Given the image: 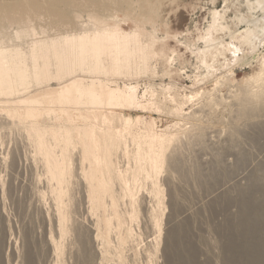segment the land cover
Returning <instances> with one entry per match:
<instances>
[{"label":"rangeland","instance_id":"1","mask_svg":"<svg viewBox=\"0 0 264 264\" xmlns=\"http://www.w3.org/2000/svg\"><path fill=\"white\" fill-rule=\"evenodd\" d=\"M0 51L27 71L13 97H0V195L20 250L29 230L43 247L61 211L69 230L77 221L96 234L95 264H249L239 245L253 227L240 215L264 202V131L253 127L264 121L255 101L264 0H0ZM92 82L101 93H135L136 104L25 103ZM246 94L256 121L240 116ZM83 128L95 135L110 193L100 207ZM56 159L66 165L62 186ZM72 230L61 264H80L65 252Z\"/></svg>","mask_w":264,"mask_h":264},{"label":"bare ground","instance_id":"2","mask_svg":"<svg viewBox=\"0 0 264 264\" xmlns=\"http://www.w3.org/2000/svg\"><path fill=\"white\" fill-rule=\"evenodd\" d=\"M16 24H17V22H16ZM26 72L27 71H26L25 67H23L21 65H19L17 68L13 67V62L11 61V57L9 56V53H7L6 51H0V97H7V98L13 97L14 94H16L17 88L19 86L18 85V79L21 80L20 84L22 86H24L26 84L25 83V80L27 78ZM263 84H261V85H263ZM262 87H263V89H262ZM262 87H261L262 90H260L262 93H260V91L257 92V94H259V95H257L258 97H257V100H255V101H259V102H261V104L262 103L264 104V85ZM130 89H132V88H130ZM57 90L58 91L54 97L46 94L40 100H31V101L25 102V103H30V104L31 103H33V104H40L41 103L42 104V103H44V101H46V103H49V104L73 105V106L79 105V106H84V107L88 105V106L95 107V108L96 107H109V108L114 109L115 107H120V106H124V105H129V104H132V106H133V103L136 100V95H134L135 93H132V94L130 92L126 93V91L122 92V90L120 91L119 89L112 90L110 88V89H106L105 92L103 91V93H101V91L98 92L97 91L98 89H96L95 83H93V82L90 85L83 84L82 87H78L76 84L69 83L66 85L59 86L57 88ZM254 92H255V90H254ZM243 94L244 93H242V95ZM246 95H248V94H246ZM243 100H244V104H243L242 108L240 109V116L245 117L249 120L255 119V117L258 115V111H259L258 110L257 112H255V105L254 104H256L257 102L253 104L249 95ZM135 104H136V102H135ZM30 112H31V110H30ZM36 116H38V115L36 114ZM257 118H259L258 121H259L260 125L259 124L258 125L253 124L254 125L253 127L254 128L256 127V129L261 128V129H263L262 131H264V121L260 122V120H262V119H260V117H257ZM87 119H88V117H87ZM255 121H256V119H255ZM35 126H38V125L35 124ZM41 129L42 128L39 129L37 127V128H34V132L33 131L32 132L38 138V143L40 145L41 151L46 152L48 158L53 157L54 156L53 155L54 149L52 148L51 150L45 151V148L43 147L42 136H44L46 134V131H45V133H42ZM77 129H78V127H77ZM89 129L88 128L81 129V137L84 140V148H85V152H86V158L90 159V161H91V166H90V170H89L90 174L88 173L89 179L91 181V184H90L91 185L90 188L92 191L91 194L93 195L94 204L96 206L100 207L102 205H106L107 199H106L105 195L108 194L109 192H108L107 186L105 185L104 177H103L102 173H100L101 171H99V169L102 168L101 166H100V168L98 166V163L100 162V156L98 153L99 152V150H98L99 145H97V140L94 138L95 135L93 136L92 132ZM73 130L74 129H72L71 131H73ZM204 131H206V128L204 126H201V128L197 132L198 134L196 133L197 136H195V134H193V132H192L193 137L194 138L195 137H202L204 134ZM61 135H62V133H61ZM65 136H66L65 138L67 139V141H66L67 145L69 146L70 141H72V133L70 132V129L67 130ZM96 136H98V135L96 134ZM162 139H164V138H162ZM258 139H259V137H258ZM163 141H165V140H163ZM99 142L101 143V141H99ZM261 152H263V151L261 150ZM60 160H61V158H60ZM259 160L261 161V159H259ZM59 161L56 159L57 166L52 171V179L54 181H56L59 186H62V184H64V175L63 174H64V170L66 169V165H65L64 161L63 162H59ZM259 165H261V163ZM262 167H264V165ZM100 170H102V169H100ZM135 172H136V170H135ZM123 174H122V177H124ZM125 177L128 178V175ZM127 182H129V179ZM123 184H124V182H123ZM63 187H64V185H63ZM220 189H221V187H220ZM63 193L64 192L61 189L59 191V194L62 196ZM3 194L0 195V219H1V223H2V228L0 227V229H1L0 230V264H61V249H62L61 241L63 239H66L68 233H70L72 230V229L69 230L66 227V220H67L66 212H64V213H61V211L56 212L52 216L53 226H54V235L52 234L50 237L45 239V244L43 247L39 248L36 246V242L34 240L35 234L33 232L30 233L31 231L29 230V232L26 231L23 235L22 246H21V250H20V247H19L20 245L18 244V241L16 238V231L12 230L13 227L11 228L10 222L6 218V214H5L6 213V211H5L6 207H4L5 201H4V198H2ZM214 195H215V193H214ZM35 196H37V195H35ZM114 198H115V196H114ZM33 199H34V197H33ZM116 200L117 199H115V201ZM112 207L114 208L113 202H112L111 208ZM35 209H38V210L42 209L40 207L39 203L37 205H35ZM255 209L256 210H254V211L256 212V215L253 213L255 216L245 214V211H244L245 208L243 209V212L240 215V218L242 219V221H245L246 224H249L253 228L252 229L250 228L249 231L247 229V241L243 244H240L239 248L244 249V253H245V256H246L249 264H264V202L262 203V205L260 204L258 206H255ZM24 210H27L26 207L24 208ZM187 210L188 209H186L183 213L187 214L188 213ZM17 211L20 212L19 209H17ZM174 213H176V212L174 211ZM103 221H104L103 224H105V227H106L105 230H107V231L110 230V228L113 225L111 219H109L106 215L103 218ZM176 221H177V219H176ZM99 224H102V223H99ZM99 224H98V226H101ZM180 224L181 223H179L177 225L180 226ZM74 225H75V228L72 230L73 231V239L70 240L68 245L65 247L66 248L65 252L67 254L68 259L69 260H75L77 263H80V264H90V263L95 264L97 262L99 256H100L99 252L96 250L97 241H98L96 234L90 228L85 227L83 225V223H81V222L76 221ZM91 227H93V226H91ZM97 228H99V227H97ZM88 246H91V249L88 248Z\"/></svg>","mask_w":264,"mask_h":264}]
</instances>
